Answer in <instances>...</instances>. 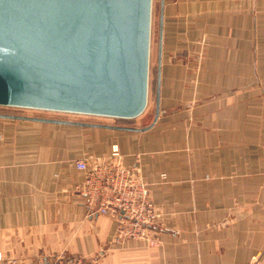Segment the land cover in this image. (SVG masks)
<instances>
[{"label": "crops", "instance_id": "1", "mask_svg": "<svg viewBox=\"0 0 264 264\" xmlns=\"http://www.w3.org/2000/svg\"><path fill=\"white\" fill-rule=\"evenodd\" d=\"M160 14L147 130L0 118V264H264V0H159ZM112 146L148 184L157 246L113 245L115 222L77 191L73 162Z\"/></svg>", "mask_w": 264, "mask_h": 264}, {"label": "water", "instance_id": "2", "mask_svg": "<svg viewBox=\"0 0 264 264\" xmlns=\"http://www.w3.org/2000/svg\"><path fill=\"white\" fill-rule=\"evenodd\" d=\"M163 3V0H161ZM152 0H0V107L130 120L147 106ZM145 127L0 113V118Z\"/></svg>", "mask_w": 264, "mask_h": 264}, {"label": "built area", "instance_id": "3", "mask_svg": "<svg viewBox=\"0 0 264 264\" xmlns=\"http://www.w3.org/2000/svg\"><path fill=\"white\" fill-rule=\"evenodd\" d=\"M73 163L83 173L77 191L84 197L88 209L115 222L113 245L129 240H140L151 247L158 245L151 227L159 213L148 184L137 171L123 164L116 146L104 156L76 159ZM8 263L19 264L16 260H8ZM36 264L88 263L80 255L57 254L41 256Z\"/></svg>", "mask_w": 264, "mask_h": 264}, {"label": "rangeland", "instance_id": "4", "mask_svg": "<svg viewBox=\"0 0 264 264\" xmlns=\"http://www.w3.org/2000/svg\"><path fill=\"white\" fill-rule=\"evenodd\" d=\"M158 30H159V0H152L151 11V35H150V55H149V78H148V99L144 112L137 118L113 119L85 115H75L57 112H47L39 110L12 109L0 107V113L13 114L20 116H35L51 119L70 120L74 122L92 123V124H113L145 127L153 119L155 109V82H156V65H157V48H158ZM8 262V261H7Z\"/></svg>", "mask_w": 264, "mask_h": 264}]
</instances>
